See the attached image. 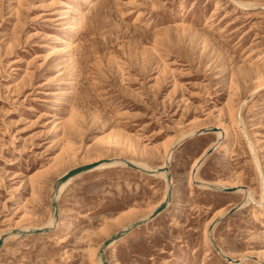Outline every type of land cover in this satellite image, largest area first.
<instances>
[{
    "label": "rangeland",
    "instance_id": "obj_1",
    "mask_svg": "<svg viewBox=\"0 0 264 264\" xmlns=\"http://www.w3.org/2000/svg\"><path fill=\"white\" fill-rule=\"evenodd\" d=\"M262 191L264 0H0V264H264Z\"/></svg>",
    "mask_w": 264,
    "mask_h": 264
},
{
    "label": "bare ground",
    "instance_id": "obj_2",
    "mask_svg": "<svg viewBox=\"0 0 264 264\" xmlns=\"http://www.w3.org/2000/svg\"><path fill=\"white\" fill-rule=\"evenodd\" d=\"M87 3H89V2H91L92 0H85ZM241 4V3H240ZM244 4V3H243ZM255 4V3H254ZM242 5V4H241ZM245 8L247 7V6H244ZM244 8V9H245ZM72 9V6H69L68 7V9L67 10H65L63 13L64 14H67V13H70V10ZM80 11V10H79ZM84 13V12H83ZM79 32H80V26L78 25L77 26V29H76V33L77 34H79ZM54 45V44H53ZM68 49L69 50H72V44L71 43H69L68 44ZM56 51H60V49H57ZM230 121V120H229ZM238 121L239 120H237L236 122L238 123ZM240 122V121H239ZM226 123V122H225ZM241 124V123H240ZM223 127L222 126H219V127H217L216 126V129H218L219 130V132H216V135H217V137H220L221 135H222V132L220 131L221 129H222ZM204 129V128H203ZM232 129V128H231ZM205 130V129H204ZM199 131V130H198ZM244 131V130H243ZM243 131H242V133H243ZM195 132H197V131H195ZM117 136V135H116ZM68 142V141H67ZM108 144V143H107ZM235 144V143H234ZM249 144V143H248ZM165 146V162H164V164L162 165V166H160L156 171H154V170H152V169H150V167H148L146 164H143V163H140V161L139 162H136V161H129L130 163H132V164H134L136 167H138V168H140V169H144V170H148L149 171V173L147 174V175H149V176H152V177H156V178H167V174H166V172H162V171H160V170H162L166 165H167V162L169 161V159H170V157H171V155H172V147L173 146H170V144H165L164 145ZM214 146V145H213ZM251 149H252V147H251ZM227 151V150H226ZM101 153V152H100ZM201 158H203V157H201ZM100 159V161L102 160V158H99ZM98 160V159H97ZM96 159H95V161H97ZM107 160V159H106ZM111 160V159H110ZM94 161V162H95ZM99 161V160H98ZM200 161H201V159L198 157L195 161H194V163L192 164V166H191V169H190V182L191 183H198L199 185H201V186H206L205 185V182L203 181V180H198L197 179V170H198V168H199V164H200ZM255 161V160H254ZM256 162V161H255ZM92 163V162H91ZM118 164H124V162H120V161H117V159H112V161H110V162H105V163H103V164H100V165H98V166H96L94 169L95 170H100V169H110V168H112V167H114V166H116V165H118ZM126 164V163H125ZM257 168H260V167H257ZM261 170V169H260ZM259 172H261V171H259ZM260 175H261V173H260ZM261 176H263V175H261ZM168 179V178H167ZM168 181V180H167ZM70 182V180H68L66 183H64V184H62V185H60L59 187H57L56 188V190H55V194H54V198H53V202L56 200L57 201V199H58V197L60 196V194L64 191V189L66 188V186L68 185V183ZM230 183H232V182H230ZM225 183H223L222 181H217L216 183H215V185H217V186H219V187H225V185H224ZM243 184V183H242ZM242 184L241 185H232V188H238V190H237V192L238 193H241L242 195H243V200H244V203H248V200H250V199H252L253 198V195H252V188L250 189V188H248L247 186L246 187H243L242 186ZM168 185V186H167ZM167 185H166V187H167V191H166V195H165V199L167 198V195H168V190H169V188H170V186H173V193L175 192V190H176V186L174 185V182H173V180H172V182H171V185H170V183L169 182H167ZM165 187V188H166ZM245 188V189H244ZM262 195H264V192L262 191ZM263 198V197H262ZM261 198V199H262ZM262 202V201H261ZM258 204V203H257ZM26 214V213H25ZM28 214V213H27ZM31 215V214H30ZM26 219V218H25ZM55 218L54 217H52L51 219H50V221L47 223L48 225L47 226H45V227H26L25 229L23 228V231H27V232H30V236H33V235H47L48 234V232H47V229H48V227H50L54 222H55V220H54ZM27 220V219H26ZM215 220L216 219H214V220H212L209 224H207V226H206V235H207V237H210V232H209V226H210V224L212 223V222H215ZM57 221V220H56ZM56 225V224H55ZM52 227V226H51ZM20 228V227H19ZM16 230H18L17 228L16 229H14V231H16ZM21 230V229H20ZM22 231V230H21ZM21 231H18L17 233H11L10 234V236L9 237H17L18 235H19V233L21 232ZM41 232V233H38V232ZM9 233V232H8ZM5 233H3V234H0V238L4 235ZM27 240V239H26ZM120 240V239H119ZM119 240H115L112 244H111V247H112V254H113V256H116L117 255V244H118V242H119ZM209 240V239H208ZM221 255H223L224 256V250H222L221 249ZM243 260V259H242ZM102 262V261H101ZM258 262H261V260L259 259L258 260Z\"/></svg>",
    "mask_w": 264,
    "mask_h": 264
},
{
    "label": "water",
    "instance_id": "obj_3",
    "mask_svg": "<svg viewBox=\"0 0 264 264\" xmlns=\"http://www.w3.org/2000/svg\"><path fill=\"white\" fill-rule=\"evenodd\" d=\"M201 133H202V132H201ZM215 148H216V147H212V148H210V149L206 152V154H205V155L203 156V158L201 159L199 165H201V164L203 163V161L205 160V158H206L208 155H210V154H212V153L214 152ZM126 164H127L128 166L132 167L133 169L140 170V171H142V172H144V173H146V174L149 173L148 170L140 169V168L136 167L134 164H132V163H130V162H126ZM96 165H97V163L86 164V165H84V166H80V167H78V168H75V169H73V170L68 171L67 173H65L63 176H61V177L57 180V183H56V186H55V187H56V188L59 187L60 185L66 183L69 179L73 178L74 176H76V175H78V174H81V173H83V172H86V171H88V170L94 168ZM160 171H162V172H168L167 165H166L162 170H160ZM171 181H172V180H171V178L169 177V178H168V182L170 183V185H171ZM216 190H220V191H223V192H235V191L237 190V188H228V187H225V188H220V189H216ZM171 197H172V189H171V186H170V188H169V190H168V195H167L166 201H165V202H164V203H163V204H162V205H161V206H160V207H159V208H158V209H157V210H156L151 216H150L149 220H151V219L157 217L162 211H164V210L166 209V207H167V203H168V200H169ZM53 206H54V215H55V218H57V217H58V203H57L56 200L53 202ZM238 208H239V206H238V207H235V208H233V209H231L230 212H229V214L234 213ZM14 232H16V231H14ZM14 232H12V233H14ZM20 233H21L22 235H24V236H26V235H30V232H27V231H21ZM20 233H19V234H20ZM38 233H41V232L39 231ZM123 234H124V233H123ZM8 236H10V234H8V235H3V236L0 238V250H1V248H2V245H3L4 241H5V239H6ZM120 236H122V234H120L118 237H120ZM113 241H114V239H110V240H108V241L104 244V246L102 247V249H101V253H102V262H103L104 264H108L107 261H106V258H105V250H106V248H108V246L111 245V243H113ZM226 259H227L229 262H234V263H237V262H238V261H234V260H232L230 257H226Z\"/></svg>",
    "mask_w": 264,
    "mask_h": 264
}]
</instances>
